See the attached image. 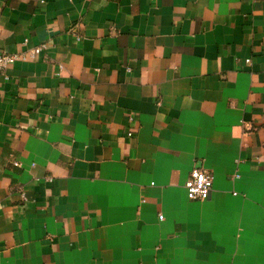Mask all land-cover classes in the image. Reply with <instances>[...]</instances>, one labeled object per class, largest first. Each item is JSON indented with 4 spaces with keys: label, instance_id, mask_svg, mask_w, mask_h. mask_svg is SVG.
Masks as SVG:
<instances>
[{
    "label": "crops",
    "instance_id": "1",
    "mask_svg": "<svg viewBox=\"0 0 264 264\" xmlns=\"http://www.w3.org/2000/svg\"><path fill=\"white\" fill-rule=\"evenodd\" d=\"M0 30L45 45L0 74V264H264V0H0Z\"/></svg>",
    "mask_w": 264,
    "mask_h": 264
},
{
    "label": "built area",
    "instance_id": "2",
    "mask_svg": "<svg viewBox=\"0 0 264 264\" xmlns=\"http://www.w3.org/2000/svg\"><path fill=\"white\" fill-rule=\"evenodd\" d=\"M2 39V32L0 30V45ZM45 48V45L38 46L30 51V54L26 53H17L11 54L0 49V74L4 71V69L13 64L15 61L19 59H26L28 56L34 57L42 52ZM129 136H133V130H130L128 133ZM15 165H19L18 162H15ZM47 179L51 180V177ZM214 184V175L201 167H194L189 177L185 183V187L187 190V195L191 200L202 201L209 198L211 191L213 189ZM20 193L23 198H25V192L22 187L19 188ZM160 220H164L165 216L163 214L159 215Z\"/></svg>",
    "mask_w": 264,
    "mask_h": 264
}]
</instances>
